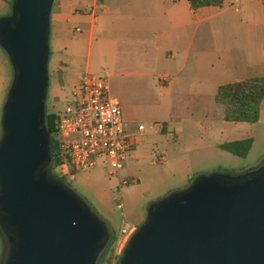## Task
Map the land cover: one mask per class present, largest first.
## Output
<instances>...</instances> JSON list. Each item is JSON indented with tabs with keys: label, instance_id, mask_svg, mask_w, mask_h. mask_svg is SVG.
I'll return each instance as SVG.
<instances>
[{
	"label": "water",
	"instance_id": "water-1",
	"mask_svg": "<svg viewBox=\"0 0 264 264\" xmlns=\"http://www.w3.org/2000/svg\"><path fill=\"white\" fill-rule=\"evenodd\" d=\"M53 1L10 0L0 15V48L12 70L0 112L1 264H97L111 237L49 165ZM118 250L116 264H264V161L241 174L197 175L152 201Z\"/></svg>",
	"mask_w": 264,
	"mask_h": 264
},
{
	"label": "crops",
	"instance_id": "crops-1",
	"mask_svg": "<svg viewBox=\"0 0 264 264\" xmlns=\"http://www.w3.org/2000/svg\"><path fill=\"white\" fill-rule=\"evenodd\" d=\"M49 39L64 56L58 69L70 81V97L83 73L105 72L129 78L123 89L130 93L162 96L149 106L162 124L152 134H160L158 154L167 151L171 166L202 137L228 131L222 113L198 117L189 109L200 108L220 84L264 75V0H222L196 9L187 0H54ZM263 101L264 95L257 120L264 118ZM120 108L125 123H133ZM197 127L201 136L193 135ZM188 131L191 144L181 146ZM169 140L179 143L169 146ZM220 143L213 145L219 149Z\"/></svg>",
	"mask_w": 264,
	"mask_h": 264
},
{
	"label": "rangeland",
	"instance_id": "rangeland-1",
	"mask_svg": "<svg viewBox=\"0 0 264 264\" xmlns=\"http://www.w3.org/2000/svg\"><path fill=\"white\" fill-rule=\"evenodd\" d=\"M8 9L7 0H0V15L7 13ZM48 47L45 109L46 113L56 115L69 100L72 88L70 81H65L64 73L60 76L61 82L64 81L62 84L57 79L56 69H58L59 61H64L63 54L56 51V45L51 39H48ZM68 71L70 70L66 68L65 74ZM102 74L106 77L108 92L119 99L122 109L134 119L133 123H125L122 114L124 132L132 136L133 145L126 152L123 166L118 170L117 175H108V165L101 158L88 169L75 171L70 178L63 179V183L87 204L95 217L107 225L111 237L117 234L121 226L128 229L136 223L139 225L152 201L185 187L197 175L213 172L241 174L256 168L264 161V118H261L254 123L222 122L228 123L224 124L227 125L228 131L222 128L221 134L214 133L202 137L200 144H194L196 148L181 158L183 161L180 159L175 163V159H172L170 163L173 166L168 165L165 161L168 152H164L163 155L158 154L160 146L157 138L160 134H152V130L147 128L149 124L158 122L153 117L155 114L150 110V103L161 99L162 96L158 98L157 93L149 95L130 93L123 89V82L129 81V78L122 79L119 75L112 76L106 72ZM11 76L10 64L6 54L0 48V112ZM221 111V107L214 102L213 97L206 96L200 108H191L188 112L198 117L206 113L211 117L215 114L220 115ZM261 112L264 115V101ZM137 123L144 126L143 132L136 130ZM197 129L193 131V135L201 136L200 128L197 127ZM190 133L188 131L187 138L180 141L181 146L191 144V138L188 137ZM59 137L62 138V136ZM243 138L251 139L250 148L244 157L232 155L213 145L216 141L227 142ZM178 143L174 140L167 142L169 146H176ZM159 156L162 162L157 159ZM51 171L53 173L52 169ZM123 179H133L134 182L126 185L120 184L119 181ZM118 204L121 206L118 207ZM2 239L0 234V264L5 249ZM109 242L97 258L99 264H110L112 260L115 264L117 263L119 250L114 255L115 244L112 242L108 245Z\"/></svg>",
	"mask_w": 264,
	"mask_h": 264
},
{
	"label": "built area",
	"instance_id": "built-area-1",
	"mask_svg": "<svg viewBox=\"0 0 264 264\" xmlns=\"http://www.w3.org/2000/svg\"><path fill=\"white\" fill-rule=\"evenodd\" d=\"M56 116V162L52 167L56 177L70 178L75 171L86 170L101 158L108 165V175H117L126 152L133 145V138L124 132L120 105L108 92L103 74L83 73L71 97ZM161 127L159 122L147 126L152 131ZM144 129L142 124L136 125L138 132ZM157 159L161 161L160 156ZM119 182L126 185L134 181L123 179ZM130 229L124 226L118 229L113 240L116 248L114 255ZM110 264L115 263L112 260Z\"/></svg>",
	"mask_w": 264,
	"mask_h": 264
},
{
	"label": "trees",
	"instance_id": "trees-1",
	"mask_svg": "<svg viewBox=\"0 0 264 264\" xmlns=\"http://www.w3.org/2000/svg\"><path fill=\"white\" fill-rule=\"evenodd\" d=\"M191 9H196L203 6H220L222 0H187ZM10 3V0H7ZM58 82L61 83V70L56 69ZM264 95V75L247 78L240 81L220 84L214 93V102L221 107L222 119L226 122H246L254 123L258 119L259 104ZM56 121L57 116L46 113L45 124L50 133L49 144V165L52 169L56 162ZM251 139H235L218 144V148L224 150L232 155L244 157L250 148ZM42 169L40 165L35 174ZM64 188H68L63 183V178L56 177ZM97 218V217H96ZM98 219V218H97ZM114 240L111 237L110 243ZM99 264V262H97Z\"/></svg>",
	"mask_w": 264,
	"mask_h": 264
},
{
	"label": "flooded vegetation",
	"instance_id": "flooded-vegetation-1",
	"mask_svg": "<svg viewBox=\"0 0 264 264\" xmlns=\"http://www.w3.org/2000/svg\"><path fill=\"white\" fill-rule=\"evenodd\" d=\"M1 236H2V234H1ZM2 240H3V243L6 245V242H5V239H4V236H2ZM5 248V247H4ZM105 249V248H104ZM5 250V249H4Z\"/></svg>",
	"mask_w": 264,
	"mask_h": 264
}]
</instances>
